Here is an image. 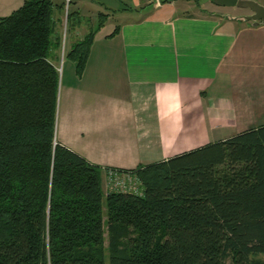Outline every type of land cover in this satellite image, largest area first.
Instances as JSON below:
<instances>
[{
  "label": "trees",
  "instance_id": "16d2710c",
  "mask_svg": "<svg viewBox=\"0 0 264 264\" xmlns=\"http://www.w3.org/2000/svg\"><path fill=\"white\" fill-rule=\"evenodd\" d=\"M64 7L0 18V264H264V125L134 170L56 142L57 29L85 22ZM105 18L64 55L78 76ZM108 171L138 190L104 191Z\"/></svg>",
  "mask_w": 264,
  "mask_h": 264
},
{
  "label": "crops",
  "instance_id": "0c3cea01",
  "mask_svg": "<svg viewBox=\"0 0 264 264\" xmlns=\"http://www.w3.org/2000/svg\"><path fill=\"white\" fill-rule=\"evenodd\" d=\"M74 1L72 12L88 18ZM89 1L106 18L82 74L67 65L58 144L103 169L134 170L264 125V24L233 20L247 10L212 0H159L158 8L150 0ZM23 2L0 0V18ZM91 24L62 36L59 57Z\"/></svg>",
  "mask_w": 264,
  "mask_h": 264
},
{
  "label": "rangeland",
  "instance_id": "374dc122",
  "mask_svg": "<svg viewBox=\"0 0 264 264\" xmlns=\"http://www.w3.org/2000/svg\"><path fill=\"white\" fill-rule=\"evenodd\" d=\"M72 0H70V2H71ZM76 1V0H75ZM74 1V2H75ZM248 1H250V0H248ZM97 2H98V0H97ZM81 4H83L84 5V7H83V9L82 10H80V12H82V14H84L83 16L84 17H88V18H86V19H84V21H86V22H88V23H90V25H92L91 24V22L92 23H96L97 22V20H98V15H99V13L98 12H101V11H99L100 9H98L96 6H92V4H91V2L89 1V0H81ZM116 6H121V3L119 2V1H116ZM95 7V8H94ZM76 11V10H79V9H73V6H71V3L69 4V6H68V11ZM249 12V11H248ZM66 10L64 9V12H63V14L64 15H66ZM250 13V12H249ZM251 15V14H250ZM250 15H248V16H250ZM82 16V15H81ZM64 23H65V16H64ZM64 23L63 24H60L59 26H58V29H57V35L59 36V38H62V36L63 35H65V33H66V26H65V28H64ZM94 25V24H93ZM71 62H69V61H67L64 57H63V55L62 56H60V59H59V61H58V63H57V66L59 67V69L61 70V72H60V74H59V76H60V84H59V88L62 86V84H63V82H62V80L64 81V84L67 82L66 81V68H67V65H69ZM62 73H63V75H62ZM62 77H63V79H62ZM228 137V136H227ZM231 138V137H230ZM127 184H128V186L129 187H131V189L133 188V190H135V191H137L138 190V188H139V186H140V182H138V180H134V179H131V180H129V181H127ZM105 188V186L103 187V189ZM104 191H105V189H104ZM103 212H104V219H105V214H106V212H105V207H103ZM105 239H107V236H105ZM105 246H107V242H106V240H105ZM259 259H261L263 262H264V256H261V257H259ZM106 264H108V257H107V254H106Z\"/></svg>",
  "mask_w": 264,
  "mask_h": 264
},
{
  "label": "water",
  "instance_id": "95a60500",
  "mask_svg": "<svg viewBox=\"0 0 264 264\" xmlns=\"http://www.w3.org/2000/svg\"><path fill=\"white\" fill-rule=\"evenodd\" d=\"M214 5L223 8H237L247 10L250 16H245L238 19H233L240 22H250L252 25L264 24V7L260 4L248 0H212ZM228 19H232L227 17Z\"/></svg>",
  "mask_w": 264,
  "mask_h": 264
},
{
  "label": "built area",
  "instance_id": "2783aa9c",
  "mask_svg": "<svg viewBox=\"0 0 264 264\" xmlns=\"http://www.w3.org/2000/svg\"><path fill=\"white\" fill-rule=\"evenodd\" d=\"M151 5L154 8H158L160 6L159 0H150ZM65 7L64 9L68 12V6L70 4V0H64ZM67 14V13H66ZM65 28V23H64ZM65 36V35H63ZM131 180V177L128 175H120L114 171H108L105 177V187L107 192L115 193H129L132 191L131 187L128 186L127 181Z\"/></svg>",
  "mask_w": 264,
  "mask_h": 264
}]
</instances>
